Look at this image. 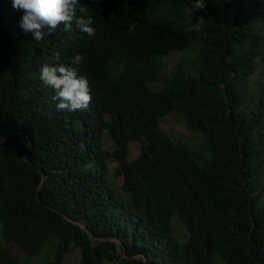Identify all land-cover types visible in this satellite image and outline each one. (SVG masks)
Wrapping results in <instances>:
<instances>
[{
    "label": "trees",
    "instance_id": "1",
    "mask_svg": "<svg viewBox=\"0 0 264 264\" xmlns=\"http://www.w3.org/2000/svg\"><path fill=\"white\" fill-rule=\"evenodd\" d=\"M191 3L91 2L93 37L61 24L36 42L0 0V264H30L53 238L44 264L75 248L79 264H264V0H206L189 16ZM189 48L176 69L157 62ZM43 63L86 76L89 107L58 110ZM174 111L192 140L161 129Z\"/></svg>",
    "mask_w": 264,
    "mask_h": 264
},
{
    "label": "clouds",
    "instance_id": "2",
    "mask_svg": "<svg viewBox=\"0 0 264 264\" xmlns=\"http://www.w3.org/2000/svg\"><path fill=\"white\" fill-rule=\"evenodd\" d=\"M104 0H11L12 7L23 10L19 22L25 34L31 33L32 40L40 42L46 35H51L59 25L65 31L78 29L89 38L95 35L94 19L89 14L90 3L99 4ZM206 0H192L191 7L185 9L189 16L195 11L203 10ZM74 22V23H73ZM204 23L201 17L193 23L190 30H200ZM82 53H76L72 64L79 65L84 60ZM39 78L46 87L54 90L52 101L58 110L74 113L87 109L92 100L91 89L86 76L80 75L77 69L64 64L50 65L43 63Z\"/></svg>",
    "mask_w": 264,
    "mask_h": 264
},
{
    "label": "rangeland",
    "instance_id": "3",
    "mask_svg": "<svg viewBox=\"0 0 264 264\" xmlns=\"http://www.w3.org/2000/svg\"><path fill=\"white\" fill-rule=\"evenodd\" d=\"M195 53L191 48L183 50V51H178V52H173L169 55H166L164 57V60L162 57L157 58V62L162 63L163 66H165V71H170L172 69H176L181 65L182 63L184 64L187 59L194 58ZM181 67V66H180ZM192 70V69H190ZM154 84V83H153ZM152 85V84H151ZM150 85V86H151ZM178 112H173L172 114L175 115H170L166 119H163L161 121V129L166 132L168 135L172 136L173 133H176L178 135H187L188 140H192V133L188 131L187 129L182 128L178 123V118L179 115H176ZM178 122V123H177ZM103 145L105 148L108 149H113L115 142L109 137L106 136L103 138ZM145 143V140H138L131 142L129 144V153H128V159L129 160H134L139 157V155L142 152L143 145ZM191 149L194 148L198 156L200 157V162L203 163L208 159V154L204 148L201 146H197L196 148L194 147V144H191ZM210 153V151L208 150ZM255 179L258 181H262L264 179V173L261 174H256ZM119 182H122L121 179H118ZM258 186V185H256ZM172 224L175 228V235L179 237L180 240H185L188 239V231L183 224V222L180 220L178 215H175L172 219ZM187 234V235H186ZM115 241L119 247L121 244L119 239H112ZM4 243V238L1 233V226H0V245ZM58 239L53 238L50 241L47 242V244L43 247L41 252L35 256L30 264H44L45 262L55 259V254L58 249ZM8 249L11 252V254H14L15 256H19L20 254V248L19 246L15 243L12 242L8 245ZM81 260V251L79 248L73 249L72 252H68L65 256V262L64 264H79ZM102 264H114V262L104 260ZM116 264H120L117 262ZM219 264H223V262H220Z\"/></svg>",
    "mask_w": 264,
    "mask_h": 264
}]
</instances>
